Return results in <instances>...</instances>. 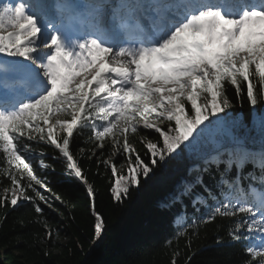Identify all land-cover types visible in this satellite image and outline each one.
Returning <instances> with one entry per match:
<instances>
[{
    "label": "snow or ice",
    "instance_id": "6c2138e0",
    "mask_svg": "<svg viewBox=\"0 0 264 264\" xmlns=\"http://www.w3.org/2000/svg\"><path fill=\"white\" fill-rule=\"evenodd\" d=\"M94 158L121 207L167 186L170 264H195L209 227L217 245L244 246L243 264H264V0H0L5 221L31 204L36 219L21 226H41L39 243L60 238L45 211L65 218L48 162L59 161L84 186L101 241L108 221L81 162Z\"/></svg>",
    "mask_w": 264,
    "mask_h": 264
},
{
    "label": "trees",
    "instance_id": "16d2710c",
    "mask_svg": "<svg viewBox=\"0 0 264 264\" xmlns=\"http://www.w3.org/2000/svg\"><path fill=\"white\" fill-rule=\"evenodd\" d=\"M229 95L233 93L229 92ZM236 111L247 113V102L243 109L237 108ZM152 138H155V134ZM74 147L86 145L79 142ZM117 160L123 162L122 157ZM48 162L54 163L56 167L55 178L52 180L53 191L67 202V206L55 203L65 218L45 209L47 219L59 230L60 238L54 244L39 243L34 234L43 236L44 229L41 226L27 223L21 226V220L36 219L31 204H25L18 211L9 209L6 221L4 210L0 209V264H170L171 251L165 244L176 231L173 212L159 207L160 200L167 193V186L150 184L143 191L134 193L132 199L121 207L113 201L110 193L114 179L110 170L106 172L101 166L98 176L95 158L91 162L83 159L81 162L89 170L90 181L96 190L97 210L108 221V231L103 239L91 244L94 217L84 186L64 179L62 163ZM174 169V178L179 180L183 173L178 165H174ZM226 230L225 222L220 235H226ZM201 235H204L203 230ZM215 239L216 234L209 227L207 239L194 242V246L199 249L193 257L195 264H243L247 258L243 245H217ZM184 243L183 239L179 241L181 247ZM172 247H176V241H173ZM179 264H183V257Z\"/></svg>",
    "mask_w": 264,
    "mask_h": 264
}]
</instances>
